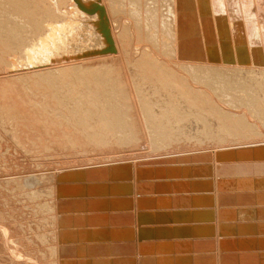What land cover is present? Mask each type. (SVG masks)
<instances>
[{"label": "bare ground", "instance_id": "1", "mask_svg": "<svg viewBox=\"0 0 264 264\" xmlns=\"http://www.w3.org/2000/svg\"><path fill=\"white\" fill-rule=\"evenodd\" d=\"M72 1L0 0V126L7 127L6 130L2 131H6L7 134L4 133L8 135L12 143L11 146L9 145L10 149L7 148L9 151L16 154V147L20 150L23 149L22 151L24 152L28 151L27 153L39 151L41 154V150L42 152L43 150L49 151L51 150L50 146L54 144L65 145L67 148H75L79 138L82 137L84 140L80 141H83L85 149L90 144H94L95 146L99 144L102 147L108 146L114 151L116 149H125L126 151L129 149L132 151H140L141 149L143 151H159L169 147H177L179 144L197 145L206 143L205 140L209 141L215 137L226 140L228 137L247 139L252 135L256 137L262 135L261 131L264 129V0H77L84 8L85 6L86 8L92 9L98 8L99 14L103 10L110 11L114 18L108 16L110 19L116 20V22L114 20L111 21L112 24L114 25L115 23L118 25L120 23L121 25L119 26H122L118 31L119 37H116L118 40L113 36L107 20L100 24L98 31L96 29V36L93 34V30L87 31V28L84 29V26L87 25L93 28L95 26L94 24L99 22V20L95 23V18L92 19L94 21L90 20L94 23L92 24L93 27H91V23L85 24L89 21V18L88 20L84 19L87 18V13H79L80 16L76 15L77 18H82L83 15V20L86 21L85 23L82 20L80 22L76 17H73L75 14H71L75 12V6L73 7L72 5L73 8L70 7ZM59 10H62L64 13H61ZM87 10L86 12H88ZM99 14L98 18L100 19ZM95 16L97 17V15ZM95 16L92 13L91 17H88L92 18ZM125 19H129L130 22L126 23ZM80 23L82 25L84 23V26L81 27ZM117 25L114 26L117 27ZM113 28L115 29V27ZM140 42L142 44L144 42L145 45V47L143 46L145 49L143 48L141 52L143 54L141 55L139 53V58L137 57L135 60L127 58V70L123 67L126 60L122 65L123 62L121 63L120 55L116 54V56L114 54L115 56H112L113 54L110 53L112 55L109 54L106 56L114 45L119 50L118 54L122 50L126 57H128L126 53H130V47L133 46L132 49L134 51ZM88 48L92 50L91 56L88 55L90 54V49ZM94 51L95 54L100 51L102 56L100 53H97L100 54L99 59L90 58L94 57ZM105 51H107L106 55L104 54ZM132 54L134 55V53ZM79 56L81 57L79 58ZM88 56L89 60H87ZM126 57L124 56V59ZM32 68L36 69L31 70ZM0 143L1 145L4 144L2 138L0 139ZM4 146L6 145L4 144ZM232 151L234 152L232 155L234 158L232 159L239 160V158H245L246 160L248 157H253L255 161H259H256L257 164L255 167L250 164L232 165V171L230 172L244 173L247 177L238 178L236 176L233 179L230 177H216L213 176L214 169L206 166L209 169V173H203V171H198L199 174L193 173L192 171L195 169L191 167L194 166V163L189 164L191 160L187 158L182 162V155V157H178V160L180 158L182 159L180 160L181 164L179 166L174 165L171 168L165 167L164 170L160 169V166L163 165L162 162L159 160V162L156 161V164L160 165L159 168L157 166V169H159L158 172L162 174L158 178L166 175L165 172H175V174L173 173L171 175L175 178H173L174 182L170 180L165 182L166 185L164 184L168 186V191L170 192L175 191H172L175 186H178L181 192L192 191V188H197L198 190L201 187H205L203 185L207 186L209 183L210 187L204 188L205 190H210L209 194H206L205 190H201L203 189L201 188L200 191H203L205 194L202 193L203 195L200 197L187 195L175 199L177 202L179 201L177 205L184 206L208 205L212 203V206H214L212 209L209 207L202 209L204 213L207 211L206 215L209 218L212 217L210 215L211 213L214 216L217 212L215 207H219V205L225 203L224 201L227 202L228 200L235 199L243 203L244 200L247 201V197H252L256 198L254 199L255 203L257 201L264 202V191L260 193L256 191L258 189L260 191L264 189V174L261 172L264 170V144L252 143L245 147L241 146L234 150L230 149L227 151V154L229 155ZM224 153H226V150L223 151L222 155L229 157L227 154L224 155ZM141 166L140 168H142ZM138 169H134V171L137 173L140 172ZM221 170L223 171L224 168H221ZM253 172H261L262 177L256 178L248 176ZM183 174L185 176L187 175L185 180L180 178ZM191 177L208 178L209 182H205L206 184H204L202 181L203 185L199 187L200 180L196 181ZM38 180L42 181L43 176H34V179H31V183L29 184L28 180L27 184L33 185L35 183L37 185L40 182ZM159 182L162 183L160 180ZM41 183L40 185H42ZM212 183L214 187L212 186L213 188L211 189ZM147 184L149 185V183ZM153 185H157V183ZM225 187L232 191H225ZM124 188L125 186L122 189ZM254 188L257 189L254 190ZM250 190H253V192H245ZM130 191L133 192L131 188ZM150 191L151 189L148 192ZM42 192L44 193L46 191L43 188L42 190H35V187L31 188L27 193V199L30 196L31 198L38 199L43 194ZM246 193L250 195L248 196ZM46 195L51 196V193ZM125 197L128 196L126 195ZM146 197H149L148 194ZM168 198L166 195L164 198H156L155 196L151 201L155 205L164 206L167 204L165 202ZM251 200L249 201L248 199L249 203ZM40 201V205L43 207V214H53L54 210L58 216L54 213L52 220H66L65 217L61 219L63 216L56 209L57 207H54L53 201H47L44 195H42ZM142 201L140 200V202ZM169 201L168 199V205L170 203ZM92 202L95 203L97 201ZM144 202L148 205L150 204L149 199H146ZM171 202H173V199ZM89 203L86 201L84 204L87 205ZM98 204L90 205H92V209H97L99 208ZM154 204L151 206L154 207ZM171 204L175 205L174 202ZM125 207L129 208L127 205ZM199 207L201 208V206ZM257 208V210H253L258 214L257 218L260 215L264 217V207L261 209L259 207ZM222 210L225 211L224 208ZM229 210L226 212L227 214H229ZM238 210L236 209L235 213L237 215H235L237 217L243 216L244 210L243 212ZM246 210L248 209L246 208ZM81 211L83 210L81 209ZM214 211L216 212L213 214ZM176 212L178 210L174 211L173 209H170L167 213L153 212L155 216H153V219L151 216V219L155 221L157 219L160 222L171 219H177L180 222L194 220L193 216L184 215L191 213L189 211V213L180 211L183 213L180 215H177L179 213ZM246 212L249 213L248 211ZM218 215L220 217L219 213ZM221 215L223 214L221 213ZM203 216L205 215L203 214ZM245 216L243 217L246 218ZM226 217L229 218L230 216L225 215ZM253 219L255 220L254 216ZM88 220L85 219V221ZM93 220L96 219L93 218ZM254 224H257V222ZM236 225L231 222L223 225V232L226 233L228 231L230 232V230H238V228H241L240 224L239 227ZM174 227H171V229H174ZM181 227L176 228L175 231L169 228L167 233H159V230L158 233H156L157 230L155 233L157 236L170 235L172 233L176 235L177 229H180L183 235L190 234L191 230L190 232L189 229L187 231L186 225ZM166 228L165 226L163 228L161 227V229ZM205 228L207 230L204 231V229L200 234L198 231L197 236L203 235V237H200L202 239V246L200 249H195V251L201 249L209 251H207L208 254L206 253V256L202 257V260L207 264L214 260L215 262L217 261L223 264L224 258H226L225 264L227 261H232L233 258L231 257L235 255L233 252H231L233 254L229 253L223 256L219 252L220 249H217L221 243L217 244V247H214L213 243L209 240V237L212 239L211 237L215 235L214 233L218 229V224L211 225L210 227L207 225ZM254 228L257 231L255 229L254 232H246V238H239V240H241L240 243L242 240H245L241 243L244 246L243 248L246 245V248L248 247L254 253L256 252V255L258 254L257 252H259V255L262 253L258 258L263 259L264 225H256ZM226 229L227 231H224ZM219 230L221 231L220 228ZM241 230L238 231L241 232ZM246 230L244 229V231ZM235 232L237 233V231ZM103 233L106 235L105 232ZM241 234H243V231ZM193 235L195 234L193 233ZM70 236L69 238H71ZM217 239L215 238V241H218ZM230 241L229 244L232 242ZM74 242L76 243V241ZM174 243H170V246H156L154 248L155 250H152L154 253L164 251V253L166 252L165 255L161 254L162 256L158 257L155 255V258L150 256H147V258L142 257V260L151 261L150 263L153 264H178L180 261L184 264H193L195 258L200 256L197 253L189 254L184 258H177V255V257L170 256L169 253L173 252V249L177 251L182 249V245L178 246L177 242L176 247ZM240 243H237L238 248L240 247ZM191 244L193 245V243ZM229 244L228 247L231 246ZM83 245L81 243L78 247H80L79 250L85 252L88 248L85 246L82 247ZM110 245L112 244L110 243ZM116 245L118 246L119 244ZM184 245L192 247L189 243H185ZM113 246L114 244L111 247ZM117 246L113 248L116 249ZM121 246L123 247V245ZM95 247L94 252L96 250ZM99 247L97 246V248ZM106 247L109 246H104V248ZM162 247H167V249L164 248V250H161ZM119 250L123 251L124 249L121 248ZM213 250L215 253L211 252ZM52 251L54 252V249ZM142 251L145 252V250ZM94 252L92 251V253ZM252 257H246V254L245 256H240L242 260H249ZM234 258H237V256L235 255ZM258 258L257 260H259ZM108 260L106 262L104 261V263L107 264Z\"/></svg>", "mask_w": 264, "mask_h": 264}, {"label": "rangeland", "instance_id": "2", "mask_svg": "<svg viewBox=\"0 0 264 264\" xmlns=\"http://www.w3.org/2000/svg\"><path fill=\"white\" fill-rule=\"evenodd\" d=\"M75 2H77V3H75ZM72 5H73V7L75 6L74 10H75V12H77V13H75V12L71 13L70 12L72 15L75 14V16L73 15V17L77 18L79 13L80 14L87 13V15L90 17L92 15V13L94 16L97 15V17L95 16V17L90 18L87 16V18H84L85 20H88V18H89V21H87V22L83 20V15H82V18H80V17L77 18L80 22L84 21V23L86 22L85 24L91 23V27H93L92 24H94L98 20H99V22L101 21L100 23L97 22L94 24L95 26L97 25L96 27L95 26L93 27L94 29L90 28V25H87L88 27L84 26V23H83V25L80 23L81 27L84 26V29L87 28V31L93 30L94 31L93 34H95V36H96V33L99 29L100 24L103 22H106V20H107V23L110 25V28L112 30L113 36L115 37V39L118 40V38H116V37H119L118 31L120 30L119 29L120 27L122 28V26H119V25H121L120 23L118 25L114 23V25H117V27L112 24L111 21L114 20L116 22V20L110 19V17L111 18L113 17L112 14L110 13V11H108L109 12V14H108L107 11L103 10L99 14L98 8L92 9V8H86V6L84 8V6H82L77 0H75V1L73 0L70 7H72ZM80 8H82V9H80ZM79 10H82V11L79 12ZM86 10L88 12H86ZM59 11L61 13L63 12L62 10H59ZM95 11H96V14H95ZM89 13H91V14H89ZM98 14H99L100 19H102V20H100L98 18ZM93 18H95V21L92 20ZM90 20L94 21V23H92V21H90ZM125 20L124 21L126 23L130 22L129 19H125ZM79 21H78V23H79ZM113 27H115V29ZM96 29H97V31H96ZM97 37H98V34H97ZM140 44L142 45V47ZM140 44L139 45L137 44V46L135 45L137 48H135V46H134L135 50L137 49L136 52H135V50L133 51V49H132L133 46L130 47L132 51L130 50V53L129 52L126 53L128 57H126L125 53H123L122 50L118 54L119 50L114 45L111 48V50H109L110 52L108 51V54L106 53L107 51H105L104 54L105 55L107 54L106 56H108L110 53L113 54V55L110 54L112 56H115L116 54L120 55L121 63L123 62L122 65L124 64V62L126 60V63H125V65H123V67L125 70H127V66H126L127 65V58L128 59L131 58L130 60H132V59L135 60V58L138 57L139 53L141 55L143 54L141 52L143 51V48L145 47V45H144V42H143V44H142V42H140ZM119 47H120V45H119ZM88 49H90L89 50L90 54H88V55L91 56L92 50H91V48H88ZM93 53L95 54V51ZM97 53H100L102 56V53L100 51ZM97 53L95 55H93L94 57H90V58H94V59L98 58L99 59L100 54H97ZM132 53H134V55ZM123 55L126 57L125 59H124ZM130 55H131V57H130ZM95 56H98V57H95ZM80 57L81 56H79V58ZM84 58H85V56H84ZM94 59H92V60H94ZM87 60H89V56H88ZM77 61H79V60H77ZM125 66H126V68H125ZM34 69H36V68H34ZM34 69L32 68L31 70H34ZM128 77L130 78V76H128ZM6 128L7 127H5V126H0V139L2 138L4 144L6 145V146H4V144L1 145V143H0V149L2 150V152L0 150V264H79V263L80 264H106V263H104V261L106 262L108 259H109L108 262L110 261L109 264L110 263L111 264H153V263H150L151 261H144L142 259L147 258V256L155 258V255H156V257L162 256L163 254L165 255L166 252L164 253V251H157V252H155L157 254H155L152 250H155L154 248H156V246H167V245L170 246V243H174V242H175L174 244L176 247H177V245L178 246L182 245L181 246L182 249H180V251L173 249V252L169 253L170 256H174V257L178 256L177 258H184L185 256H187L189 254L192 255V254L197 253L200 256H197L195 258L193 264H207L206 262H204L202 260V257L206 256L209 251L207 250L208 251L207 252V251H205V249L195 251V249H200L202 246V244H201L202 239L200 237L201 236L203 237V235L197 236V234H198V231H199V234L204 229H205L204 231H206L207 229L205 227L207 225H208V227H210L211 225L214 226V224L215 225L218 224V229L214 233L215 235H213V237H211L212 239H210V237H209V240L213 243L214 247H217L218 246L217 244L221 243L222 245L219 244V246H218L219 248L217 247V249L218 250L220 249L219 252H221L223 256L226 254H229L231 252H233L237 256V258H234L235 255H232L233 256V257H231V258H233L232 261H227L226 264H229V263L230 264H264V258L263 259L258 258V257H260V255L262 253H260V255H259V252H257L258 254L256 255L255 254L256 252L254 253L253 250L248 249V247L246 248V245H245V248H243L244 246H242L241 243H243L245 240H242L241 243H240L241 240H239V238L240 239L246 238V235H245L246 232L247 233L254 232V230L256 229L254 227L256 225L257 226L264 225V223L261 224L262 222H264V217L260 215V217L257 218L258 214L256 213V211L255 212L253 211V210H257L258 209L257 207H259V208L261 206L264 207L263 201H261V202L257 201L255 203L254 199H256V198L247 197L249 199V201L252 199L251 200L252 204L247 205V206H242L243 205V204H241L242 201H238L235 199L230 200V201L228 200L227 202L224 201L225 203H222V205H219V207H217V208L215 207L217 212L214 211L213 214L216 212L217 215H216V213H215V215L217 216V218L215 215L213 216L212 213L210 214L212 217L209 218L206 215L207 211H205V213H204V212H202V209H205L207 207L212 209V207H214V206H212V203L208 204L209 206L207 204L184 206V205H177L179 203V201L177 202V200H175V199L181 198V196L184 197L187 195L188 196H191V195L194 196L195 195V196L200 197L205 193L209 194L210 190L204 189V188H207L208 186L210 187V184L208 183L209 179L208 178L205 179L204 178L205 176L203 178L202 177H191L196 181L200 180L199 187H201L203 185V183L204 184L208 183L207 186L203 185L205 187H201L203 189L200 188L201 190H205V193L203 191H200V189L197 190V188H192L193 189L192 191L188 190V191H181L180 192L178 186H175L176 189L175 188L172 189V191L173 190H175V191L170 192V191H168L169 190L168 186H165L166 185L165 182L170 181V180H171V182H174L173 180L175 178L172 177L171 175H173V173L175 174V172H165L167 176L169 175V173H170V175L168 177L166 175H163V177L158 178L162 174H160L161 172H158L159 169H157V166L159 168L160 165L156 164V161L157 162L161 161L163 165L160 166L161 167L160 169H162V170H164L165 167L171 168L174 165L179 166V164H181L180 160H182V159L180 158V160H178V157H182V155H183L182 162L185 161L187 158V159L191 160L189 162V164L194 163L193 164L194 166L191 167V168L195 169L194 171H192L193 173L199 174L198 171H203V173H209V171H208L209 169L206 168V167H209V168L214 169L213 170V173H214L213 176H216V177L217 176L225 177V178L230 177L232 179L236 176H238V178H242L244 176L247 177L246 174L244 175V173L241 174L239 172H236V173L230 172V171H232V165L235 166V165L250 164L253 167H255V165L257 164L256 161H258V160L255 161V158H253V157L252 158L248 157L247 158L248 160L247 159L245 160V158H239V160L238 159H232V158H234V157H232L234 152L232 151V153H229V155H228L227 151L230 149L234 150L235 148H240L241 146L245 147V146L252 144V143L253 144H264V129H262V131H261L262 135L259 137H256L255 135L254 136L252 135L247 139L246 138L243 139L241 137H238V138L228 137L226 140H221V139H218L217 137H215L213 139H210L209 141L205 140L206 143H200L197 145L179 144L177 147H174V148L169 147V148L161 149L159 151H152V150L143 151V149H141L140 151L139 150L138 151H132L130 149L129 150L127 149L128 151H126L125 149L117 150L116 148H115L116 150L114 151V150H111L110 147H108V146L102 147V145H99V144H96V146L94 144H90L85 149V146L83 145L84 144L83 141L82 142L80 141V140H84L82 137V138H79L78 142L76 141L77 145H75V148L74 147L67 148L65 145L63 146L60 144H54L55 146L54 145L50 146L51 150H49V151L43 150V152L41 150V154H40L39 151L38 152L35 151L36 153L35 152L27 153L28 151L24 152V151H22L23 150L22 148H21L22 150H20V149L15 147V151L17 153L14 154V152L12 153L11 151H9L7 149V148L10 149V146L12 145V143H11L8 135H6L7 134L6 131H4L6 134L2 131V130H6ZM57 145H59V147H57ZM1 147H3V148H1ZM224 150H226V153H224V155L227 154L230 158L222 155ZM37 156H39L41 159ZM170 157H172V158H170ZM175 157H177V158H175ZM160 158H162V159L164 158L163 161H165V162H163L162 159H160ZM38 159H39V161H38ZM172 160L173 161L175 160V161L173 162ZM244 160H245V162H244ZM187 161H189V160H187ZM246 162H248V163H246ZM151 163H152V165H151ZM37 164H39V165H37ZM258 165H260V164H258ZM140 166L142 168H140ZM146 166L149 168H147ZM133 167H135V168H133ZM221 168H224V170H223L224 172L221 170ZM134 169L135 170L138 169V170H140V172L137 173L134 171ZM144 172H146V173H144ZM218 172H219V174H218ZM261 172H263L262 174H264V170H262ZM261 172H253L251 175H248V176L259 178V177H262ZM38 175L43 176L44 181L38 180V182L39 181L42 182L41 183L42 185H40V182L37 185L35 183L33 185H29L31 183V179H34V176H38ZM257 175H259V176H257ZM182 176H180V178H182L184 180H185V178H187V175L185 176V174H183ZM193 179H191V181L195 183V181H193ZM207 179H208V181H207ZM28 180H29V184H27ZM159 180L162 183H160ZM157 181L159 182V184ZM202 181H203V183H202ZM130 183H131V187H130ZM147 183H149V185ZM156 183H157V185H153ZM116 185L117 186L119 185L118 186L119 189H117L118 187ZM124 186H125V188L122 189ZM155 186H157L156 189H154ZM159 186H161V187H159ZM164 186L167 188L163 189V188H165ZM212 186L214 187L213 183L211 184V189L213 188ZM34 187H35V190L36 189L42 190V188H43L44 191H46L44 193L42 192L43 193L42 195H44V197L47 198V201H53L54 207L55 208L57 207L56 209H58L59 213H61V216H63V217H61V219L65 217L66 220L65 219L64 220L62 219L63 221L62 220L58 221V219L56 221L54 219L52 220V218H54L53 217L54 216L53 214L55 213L54 210H53V214H49V215H48V213L43 214V207L40 205V203H41L40 198L42 197V195H40L38 197V199L31 198V196L27 199L28 191ZM149 187H151V188H149ZM126 188H128L129 190ZM130 188H131V190H133V192L130 191ZM150 189L152 192L151 191L148 192ZM255 189H257V188H254V190ZM121 190H123V191L119 192ZM124 191H127V192H124ZM225 191H232V190L226 189V187H225ZM251 191L253 192V190L245 191V192L250 193ZM256 191L257 192L259 191V193H260V192H263L264 189H262L261 191H260V189H258ZM50 193H51V196L50 195L49 196L52 197L51 199L49 196L46 195V194H50ZM119 193H121V194H119ZM124 193L125 194L127 193L126 195L128 197H125L126 195ZM196 193L197 194L199 193V194L197 195ZM248 193H246V194L249 196L250 194H248ZM147 194L149 197H146ZM116 195L120 196V197H117ZM157 195H158V197H157ZM165 195L169 197L168 198L170 200L169 205H168V199L165 202V204L166 203L167 204L164 206L157 205V204L155 205L151 201L152 198L155 196H156V198H164ZM172 195H174V196H172ZM72 197H73V199H72ZM138 197H140V198L142 197V198L138 199ZM144 198L149 199V202H150L149 205L144 202V201H146V199H144ZM172 199H173V202L176 206L171 204V203H173V202H171ZM248 199H247V202L249 203ZM136 200L139 202L137 203ZM140 200L141 201L143 200V201L140 202ZM84 201L85 202L87 201L90 203L85 205ZM92 201H97V202L93 203ZM128 201H129V203H128ZM244 201H243V203H245ZM42 202H43V200H42ZM98 202H99V204H98ZM147 202H148V200H147ZM237 202H239V203H237ZM96 203L99 205L98 206L99 208L92 209L91 206L93 204H96ZM130 203H133V204H130ZM141 203H143V204H141ZM235 203H237V204H235ZM259 203H260V205H259ZM90 204H92V205H90ZM153 204H154V207L151 206ZM126 205L129 208L125 207ZM130 205H131V208H130ZM141 205H143L144 207L143 206L141 207ZM170 205H172V206H170ZM165 206H167V207H165ZM199 206H201V208ZM263 207H261V208H263ZM223 208L225 211H223V210L221 211V209H223ZM232 208L235 209L234 213H233ZM242 208H244V209H242ZM246 208L248 210H246ZM81 209L83 211H81ZM170 209H173L174 211L178 210V212H176V213H179V214H177V215L183 214L180 211H184L186 213L191 212V213H189L191 215H189V214H184V215L193 216L194 220H190L188 222L187 221L180 222L177 219H171V220H168L165 222L164 221L160 222L156 218H155L156 221L152 220L154 218L153 216H155L154 213H161V212L167 213L168 211H170ZM228 209L232 210V211L229 210V214L226 213V212H228ZM236 209L237 210L240 209V210H238L240 212H243V210H244L243 216L248 214L247 216H245L246 218H244L243 216H241L242 218L237 217L236 216L237 214L235 213ZM193 210H195V211H193ZM245 210L248 211L249 213H247ZM192 213H193V215H192ZM201 213H203L205 216H203V214H201ZM218 213L220 214V217H219ZM221 213L223 215L225 214L226 216L228 215L231 218L226 217V218H228V219H226L225 215L223 216V215H221ZM252 213L253 214L256 213V214L253 215ZM55 214L58 216L57 213H55ZM233 214L235 217H237V219H235ZM249 214H250V216H249ZM69 215H70V217H69ZM199 215H200V217H199ZM91 216H92V218H91ZM151 216H152V219H151ZM253 216H254L255 220L253 219ZM87 217L89 218V220ZM207 217L209 218V220ZM248 217H250V218L247 220ZM93 218L96 220H93ZM5 219H7V220H5ZM73 219H76L77 221L73 220ZM85 219L90 221V222L85 221ZM219 220H221V221H219ZM184 222H186V223H184ZM218 222L221 224H219ZM230 222L234 223V225H236L238 223L237 224L238 226L236 225L237 227H239V224H240L241 228H238V230L242 229L241 232L243 231V234H241V232H239L237 229L232 230V231L230 230V232L229 231L226 232L227 234L225 232H223L222 226L227 224V223H230ZM243 222L246 224H249V225H246ZM250 222H253V223H250ZM256 222H257V224H254ZM241 223H243L242 225H244L243 226V227H245L244 229H247L249 232L247 230L244 231ZM250 224H252V225H250ZM180 225L181 226L186 225L187 231H188V229H189V232L191 230L190 234L183 235L180 232L181 230L177 229L176 235H175V233H172L173 235L172 234L163 235V236H157L156 235V233H158V230H159V233H164V232L167 233L169 231V228H170V230H173V231H175L176 228H182ZM192 225H194L195 228ZM164 226L167 228L161 229V227L163 228ZM171 227H174V229H171ZM252 227H253V229H252ZM219 228L221 229V231L219 230ZM156 230H157V232H156ZM224 231H227V229ZM235 231H237V233ZM255 231H257V229ZM93 232H94V234H93ZM96 232H98L99 234ZM103 232H105L106 235L109 234V236L106 237V235ZM78 233H79V235L81 234V236H79V235L77 236ZM193 233L195 235H193ZM221 233H222V235H221ZM70 234H71V236H70ZM145 234L147 235L146 237H145ZM69 236L71 238H69ZM143 236H144V238H143ZM240 236H242V237H240ZM218 237L220 238V241H219ZM235 237H237V238H235ZM77 238L78 239L80 238V240H78ZM215 238L216 239L218 238L217 240L219 242L215 241ZM222 238H224V239H222ZM230 239H232L231 240L232 242L230 241ZM193 240H195V242H193ZM235 240H237V241H235ZM74 241H76V243ZM96 241H98V242H96ZM229 241L231 242L230 244H229ZM68 242H69V244H68ZM177 242H178V244H177ZM222 242L225 244L224 246H223ZM226 242H227V244H226ZM81 243H82V245L84 244L82 247L85 246L86 248H88V249L91 248L92 250L87 249V251H85V252L83 250H79L80 247H78V246H80ZM104 243H106V244H104ZM110 243L112 245L114 244L113 247H116L117 246L116 244H119V245L115 249V248L111 247L112 245H110ZM185 243H189L192 247L185 246L184 245ZM191 243H193V245ZM237 243H240L239 248H238ZM228 244H229V246L230 245L231 246L228 247ZM107 245L109 247H106L107 249L104 248V246H107ZM121 245H123L124 248ZM89 246H90V248H89ZM97 246H100L103 248H100V247L97 248ZM51 247H52V249H54V252L52 251V249H50ZM94 247L96 249L95 252H94ZM110 247H111V249L109 250ZM118 247H119V249L122 248L124 250L120 251L118 249ZM222 247H224V248L221 249ZM86 248H81V249H86ZM164 248L167 249V247H162L161 250H164ZM97 249H100V250L103 249V250H101L103 252H101L100 250H97ZM147 249H149V250H147ZM142 250H145V252H143ZM92 251L94 253H92ZM98 251H99V253H98ZM109 251H111V252H109ZM182 251H183V253H182ZM185 251L188 253H186ZM242 251H243V253H242ZM86 252H88L89 254ZM211 252L215 253L214 250ZM244 252L246 254V257H252L254 254H255V256H253L252 259L250 258L249 260H245V259L242 260V258H240V256H245ZM185 253H186V255H185ZM233 253H231V254H233ZM95 255H96V257H95ZM144 256H146V257H144ZM150 257H148V258H150ZM256 257L259 260H257ZM239 258L241 259V261ZM225 260H226V258H224L223 264H225ZM260 260H262V261H260ZM237 261H239V262H237ZM87 262H89V263H87ZM108 262H107V264H108ZM115 262H117V263H115ZM179 263L182 264L183 262L180 261ZM214 263L215 264H222L220 262L218 263L217 261L215 262V260L211 263H208V264H214ZM173 264H176V263H173Z\"/></svg>", "mask_w": 264, "mask_h": 264}, {"label": "crops", "instance_id": "3", "mask_svg": "<svg viewBox=\"0 0 264 264\" xmlns=\"http://www.w3.org/2000/svg\"><path fill=\"white\" fill-rule=\"evenodd\" d=\"M241 204H243L242 206H247V205H250L252 203H248L247 201H245V203H241Z\"/></svg>", "mask_w": 264, "mask_h": 264}]
</instances>
